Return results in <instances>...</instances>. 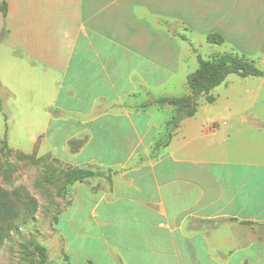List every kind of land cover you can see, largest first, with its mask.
Listing matches in <instances>:
<instances>
[{
  "label": "crops",
  "instance_id": "obj_1",
  "mask_svg": "<svg viewBox=\"0 0 264 264\" xmlns=\"http://www.w3.org/2000/svg\"><path fill=\"white\" fill-rule=\"evenodd\" d=\"M3 3L0 86L31 154L113 171L71 190L54 227L69 264H264V77L229 75L156 153L177 109L141 108L193 97L211 33L264 63V0Z\"/></svg>",
  "mask_w": 264,
  "mask_h": 264
},
{
  "label": "rangeland",
  "instance_id": "obj_2",
  "mask_svg": "<svg viewBox=\"0 0 264 264\" xmlns=\"http://www.w3.org/2000/svg\"><path fill=\"white\" fill-rule=\"evenodd\" d=\"M178 28L182 31V26ZM196 45L205 60H212L221 53L239 54L229 45L213 46L205 39L202 42L196 40ZM250 59L264 71L262 56ZM231 78L239 80L236 75ZM248 80L259 82L255 77ZM6 93L0 86V139H5L0 142V264H44L38 246L45 247L49 264H69L62 249V239L54 227L70 205L74 185L65 186L64 171L74 167L52 153L38 151L31 154L33 149L28 142L31 134L27 127L18 131L17 123L9 118L15 107ZM258 109L264 110V92ZM6 141L31 155L9 149ZM102 171L108 177L113 173L112 170ZM64 225L62 222L61 226Z\"/></svg>",
  "mask_w": 264,
  "mask_h": 264
},
{
  "label": "trees",
  "instance_id": "obj_3",
  "mask_svg": "<svg viewBox=\"0 0 264 264\" xmlns=\"http://www.w3.org/2000/svg\"><path fill=\"white\" fill-rule=\"evenodd\" d=\"M0 10L4 14L6 13V3H3L0 6ZM179 36L184 40H188L183 34H179ZM207 42L211 45H223L225 44L226 40L219 33H211L207 35ZM193 49L196 53H198L196 48ZM198 61V70L191 74L188 78L189 87L192 90L193 97L154 99L141 106V108L145 109L155 104L171 105L177 109L175 118L171 123L168 124V127H172L169 134H167L165 138L161 139L156 144L154 153H156L161 147H165L170 143L172 138L171 132L173 131V127L176 124H179V122L185 117H193L197 113L198 104L196 103V100L198 98L201 96H206V101L208 103H213L216 100V98L211 95V92L222 85L229 75L236 74L243 78L264 77V71L261 70L253 60L245 55L227 53L217 55L212 60H205L201 54L198 53ZM3 141L5 140H0V142ZM6 145L9 148L7 141ZM64 174L65 186L70 187L77 183H84L95 177L108 178V176H106V174L100 168H97L96 170L85 168H68L66 171H64ZM5 214H7V209L5 210ZM12 228L13 226L10 227V229ZM38 250L40 251L42 263L49 264L45 255V247L38 246Z\"/></svg>",
  "mask_w": 264,
  "mask_h": 264
}]
</instances>
